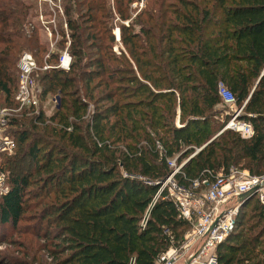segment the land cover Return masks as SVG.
Instances as JSON below:
<instances>
[{"label": "trees", "instance_id": "obj_1", "mask_svg": "<svg viewBox=\"0 0 264 264\" xmlns=\"http://www.w3.org/2000/svg\"><path fill=\"white\" fill-rule=\"evenodd\" d=\"M63 1L68 71L57 68L63 51L43 61L36 28L26 34L24 0H0V107L16 105L25 50L40 67L54 63L36 74L40 103L60 97L49 116L40 109L10 121L15 150L0 160L9 184L0 241L31 236L50 258L22 251V264H155L190 229L166 191L153 203L171 173L167 159L185 162L174 177L183 188L231 167L264 173V0H145L133 19L136 0ZM58 33L62 46L61 25ZM218 83L237 108L246 101L240 120L250 138L218 134L214 117L226 114ZM217 254L218 264H264V207L254 197Z\"/></svg>", "mask_w": 264, "mask_h": 264}, {"label": "built area", "instance_id": "obj_2", "mask_svg": "<svg viewBox=\"0 0 264 264\" xmlns=\"http://www.w3.org/2000/svg\"><path fill=\"white\" fill-rule=\"evenodd\" d=\"M70 64L71 57L66 49L59 56L57 68L68 71ZM16 68L18 83L14 99L21 107L36 108L39 103V87L34 75L38 70L46 71L51 67H38L33 56L24 52L19 56ZM217 94L231 111L229 120L220 125L219 134L231 130L243 139L250 138L253 135L251 125L240 120L246 101L237 108L234 95L222 83L217 85ZM11 115L13 114L0 110V160L2 156L12 155L15 150V141L7 130ZM214 118L218 120L217 116ZM156 145L161 151L160 144ZM184 163L177 165L175 159H167L171 173L160 183L153 203L166 191L167 198L177 208L180 219L189 223L190 229L179 244H172L160 254L155 264H218V247L234 231L241 206L254 197L264 207V173L252 175L247 170L231 167L227 172L222 171L216 175L211 183L196 180L190 187L183 188L176 183L174 177ZM8 191L7 175L0 162V196ZM245 195L247 196L244 197ZM167 233L164 230V234Z\"/></svg>", "mask_w": 264, "mask_h": 264}, {"label": "rangeland", "instance_id": "obj_3", "mask_svg": "<svg viewBox=\"0 0 264 264\" xmlns=\"http://www.w3.org/2000/svg\"><path fill=\"white\" fill-rule=\"evenodd\" d=\"M24 2L25 4L29 6L28 18H27L28 23L25 26L26 34L27 35L31 34L30 32L31 27L36 28L37 31L35 33L37 35L39 43L46 47V54L43 57V61L46 60L49 55L60 54L62 51L66 49L67 51H69L68 48L70 45L69 44L70 38H69V31L66 28V24H65L66 20H65L64 9H63L64 4H65L64 1L63 0H24ZM110 3H111L110 6L113 7L112 0H110ZM144 4H145V0H136V3L131 5L130 7L131 19L135 18V16L143 9ZM112 13L114 15L113 22H112L113 24L112 34L115 40L113 51L116 54H118L119 53L118 50L121 49L120 48L121 45L119 41V31H118L119 27L117 24L118 22H120V20L117 18L115 12L113 11V8H112ZM59 24L64 30V34H66L65 39L67 40V43L63 44L62 46H60V43H59V41L61 40V36L58 33V26H60ZM27 52L29 53V51ZM29 54L33 56L32 53H29ZM53 64L54 63H50V65H53ZM44 65L50 66L48 63H44L43 66ZM38 67L40 66L38 65ZM49 70H46V71L38 70L37 73L39 74L41 72L43 73ZM36 77L37 75H34L35 80H36ZM40 94H41V89L39 88V93H38L39 103L36 108H31L27 106L21 107L15 101L16 105L14 107L12 108L0 107V110L6 111L7 114L8 113L13 114L9 117L10 121L15 118L20 121L23 115H26L27 117L30 115H31L30 117L35 116L37 115L40 109L43 110L46 116H49L54 112L55 108L59 105L60 97L55 95L54 93H50L47 95L44 102L40 103V99H39ZM2 104L3 102L0 97V106H2ZM230 112H231L230 109L226 107L225 109L226 114L223 113L222 116H217L218 120L216 121H218L219 126L222 125L224 121L225 122L228 121V120H225V116H228ZM10 121L7 126V130L9 134L11 132ZM177 121L178 120H176L175 124H177ZM20 122H22V120ZM19 128H22V127H19ZM220 130L218 131V134ZM26 164H29V163H26ZM2 231L3 230H0V235ZM4 233L5 232H2L3 235ZM5 238L7 239L6 241L4 242L0 241V259L2 258V260L5 261L6 263L22 264L23 262H25V257L20 254V252L22 251H24L25 255L32 257L34 259L38 258L39 260L41 259L43 260L46 258V260L50 261V258L48 257V255H45V257H43V251H42L43 249L41 248V243L39 241L37 242L33 240L31 236L18 234V235L11 236V237H7L6 235Z\"/></svg>", "mask_w": 264, "mask_h": 264}, {"label": "water", "instance_id": "obj_4", "mask_svg": "<svg viewBox=\"0 0 264 264\" xmlns=\"http://www.w3.org/2000/svg\"><path fill=\"white\" fill-rule=\"evenodd\" d=\"M247 195H245L244 197H246Z\"/></svg>", "mask_w": 264, "mask_h": 264}]
</instances>
